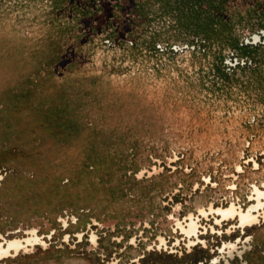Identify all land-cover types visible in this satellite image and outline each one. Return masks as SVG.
Here are the masks:
<instances>
[{"label":"rangeland","instance_id":"rangeland-1","mask_svg":"<svg viewBox=\"0 0 264 264\" xmlns=\"http://www.w3.org/2000/svg\"><path fill=\"white\" fill-rule=\"evenodd\" d=\"M263 181L264 0H0V264H264Z\"/></svg>","mask_w":264,"mask_h":264},{"label":"flooded vegetation","instance_id":"flooded-vegetation-1","mask_svg":"<svg viewBox=\"0 0 264 264\" xmlns=\"http://www.w3.org/2000/svg\"><path fill=\"white\" fill-rule=\"evenodd\" d=\"M252 200V204H250L246 210L237 208L234 203H230L225 207H214L212 205L207 209L200 207L198 208V212L203 216H208L210 213L220 216L221 219L217 218V222H220L221 220L236 219L238 226L245 228L247 226H252L258 221L259 214L261 213L260 210L264 212V181L262 182V188L253 185ZM177 225L187 236L190 237L191 235H195L197 237L196 232L198 225L192 214H189L186 225H182L180 222H178ZM30 232L32 236L24 239H6L3 236H0V260L13 254H17L21 249H25L27 246L33 245L40 240L34 230H31ZM92 241L95 242L94 236H92ZM160 243L165 244L162 238H160ZM190 243L194 244V242L189 239V244ZM229 247H232V245H229ZM5 249H9V251Z\"/></svg>","mask_w":264,"mask_h":264},{"label":"bare ground","instance_id":"bare-ground-1","mask_svg":"<svg viewBox=\"0 0 264 264\" xmlns=\"http://www.w3.org/2000/svg\"><path fill=\"white\" fill-rule=\"evenodd\" d=\"M5 250H8L9 251V249H5Z\"/></svg>","mask_w":264,"mask_h":264}]
</instances>
